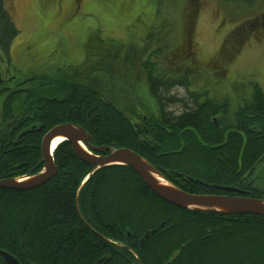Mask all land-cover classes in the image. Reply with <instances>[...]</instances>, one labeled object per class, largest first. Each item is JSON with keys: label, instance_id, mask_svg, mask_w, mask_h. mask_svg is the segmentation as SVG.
<instances>
[{"label": "trees", "instance_id": "trees-1", "mask_svg": "<svg viewBox=\"0 0 264 264\" xmlns=\"http://www.w3.org/2000/svg\"><path fill=\"white\" fill-rule=\"evenodd\" d=\"M19 34L7 0H0V95L5 91L3 78L13 69L11 49ZM143 67L151 95L173 111L166 119L171 127L201 126L205 110L184 105L182 113L180 101L170 98V80L165 78L171 72L152 58ZM74 70L67 76L34 74L15 79L23 82L18 102L28 118L18 120L17 131L10 113L4 115L0 132L7 134H0V146L33 147L20 153L18 172L13 165L4 166L9 157L0 151V179L41 171L43 138L55 126L69 122L82 126L93 145L126 147L144 155L145 142L126 112ZM260 91L257 85L254 108L264 118ZM15 96L9 94L7 103L16 102ZM178 113L183 115L175 117ZM54 160L59 173L49 183L32 190L0 188V251L21 264H98L103 259L101 264H264V216L227 217L179 208L158 197L130 167L95 170L68 141L56 148ZM153 229L157 231L140 245V238ZM134 241L135 252L121 248L117 261L112 260L117 244L132 246ZM127 253L132 263L125 259ZM0 264H7L1 255Z\"/></svg>", "mask_w": 264, "mask_h": 264}, {"label": "flooded vegetation", "instance_id": "flooded-vegetation-1", "mask_svg": "<svg viewBox=\"0 0 264 264\" xmlns=\"http://www.w3.org/2000/svg\"><path fill=\"white\" fill-rule=\"evenodd\" d=\"M226 1L235 7L247 5L253 12L260 10L254 17L248 19L249 21L236 25L228 31L224 30L223 34H219L215 28L213 35L219 36V40L210 48L208 42L207 44L199 42L196 36L195 21L203 2L201 0L189 2L184 8L182 42L179 43L177 56L180 63L183 60L182 65L192 71L195 81L192 79L191 82L188 79V72L181 73L180 65L179 68L170 69L171 76L169 79L165 78L170 80L168 85L171 90L170 98L180 101L177 103L183 106L182 113L185 106L190 109L205 110V118L201 126L183 125L176 129L172 128L166 120L173 113L170 105L164 106L161 100L153 96L155 106L152 107L144 103L141 97L136 105L137 110L133 109L134 104L126 110L116 105L126 112L136 135L142 137L145 142L144 155L134 151L147 159L180 189L191 194L264 200V118L262 113H257L254 108L258 100L254 94L255 88L257 85L261 88L262 103H264V88L259 83H250L247 87H236L229 79L230 67L238 60V55L242 56L248 46H252L257 39L261 43L264 42V0H223L222 2ZM251 22V28L247 29L246 25ZM164 52L163 49L159 51L152 49L147 54L145 51L139 53L146 79V83L142 81L139 84L148 90L149 80L143 64L153 56L160 57ZM136 53V51L132 52L131 55L136 56ZM18 73L19 70L11 68L9 73L11 76L8 74L9 76L6 75V78H3L5 91L0 95V119L4 120V115L10 113L11 118L17 123V131L18 120L28 118L24 117L21 104L18 102V92L22 91L20 85L23 84L15 80L18 79ZM201 74H205L206 77L200 81ZM11 87L15 88L9 90ZM222 91L225 92L218 96L216 92ZM11 93L16 94L17 100L7 103V97ZM182 113L174 115L180 117ZM1 133L7 134V132ZM92 139L86 148H89L88 146L103 148L93 145ZM255 142L259 144L258 148L253 146ZM32 147V144H27L26 149L18 144L1 145L2 155L9 157L4 162V166L13 165L18 172V166L22 165L20 153L31 152ZM105 147L110 149L104 152L90 151L106 156L112 150L120 149ZM215 214L227 217L240 215ZM225 219L231 220V218ZM127 234L133 237L131 232L127 231ZM143 237L140 238V245ZM133 243L132 246L117 244L120 247L114 253L112 260L117 261L121 248L135 252L137 248L133 249V246L135 247L136 243L135 241ZM126 256L128 258L125 259L132 263L131 254L127 253Z\"/></svg>", "mask_w": 264, "mask_h": 264}, {"label": "rangeland", "instance_id": "rangeland-1", "mask_svg": "<svg viewBox=\"0 0 264 264\" xmlns=\"http://www.w3.org/2000/svg\"><path fill=\"white\" fill-rule=\"evenodd\" d=\"M201 1L196 36L210 48L219 40L213 35L215 28L223 34L260 10L253 12L247 5L235 7L223 0ZM189 2L192 0H7L20 31L11 49L12 65L21 78L34 74L67 76L75 74L76 68L79 79L125 110L131 104L137 110L140 97L155 106L148 88L139 84L146 83L140 54L163 49V55L152 60L166 71L180 65L181 73L188 72V79L195 81L177 56L184 8ZM250 25L252 22L247 29ZM135 51L136 56L131 55ZM237 58L229 71L234 86L259 83L264 88V42L257 39ZM205 77L201 74L200 81Z\"/></svg>", "mask_w": 264, "mask_h": 264}, {"label": "water", "instance_id": "water-1", "mask_svg": "<svg viewBox=\"0 0 264 264\" xmlns=\"http://www.w3.org/2000/svg\"><path fill=\"white\" fill-rule=\"evenodd\" d=\"M57 138H63L72 144L77 156L86 164L97 169L104 167L123 165L134 169L144 180L146 185L162 200L179 208L199 213L210 214H254L264 216V200L251 198L219 197L188 193L170 182L158 169H156L142 155L129 148L112 150L106 156L93 153L104 152L110 148H97L87 145L92 136L80 125L73 122L64 123L52 128L42 142V154L44 168L41 173L33 176L19 178L0 179V188L13 190H32L49 183L59 173V167L55 164L53 143ZM89 145V144H88ZM155 230L147 231L145 238ZM0 255L7 264H21L20 261L6 251H0ZM101 260L98 264L103 263Z\"/></svg>", "mask_w": 264, "mask_h": 264}, {"label": "bare ground", "instance_id": "bare-ground-1", "mask_svg": "<svg viewBox=\"0 0 264 264\" xmlns=\"http://www.w3.org/2000/svg\"><path fill=\"white\" fill-rule=\"evenodd\" d=\"M63 141H65L63 138H57L53 143V147H58V145H60V143H62Z\"/></svg>", "mask_w": 264, "mask_h": 264}]
</instances>
